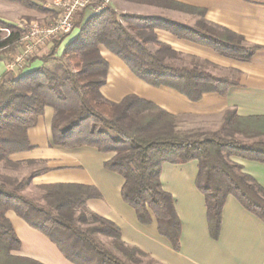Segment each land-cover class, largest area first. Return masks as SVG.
<instances>
[{"label":"trees","instance_id":"trees-1","mask_svg":"<svg viewBox=\"0 0 264 264\" xmlns=\"http://www.w3.org/2000/svg\"><path fill=\"white\" fill-rule=\"evenodd\" d=\"M11 1L36 6L33 0ZM143 1L195 12L199 19L190 27L159 16L117 12L109 5L76 23V36L64 45L59 56L56 51L64 36L54 40L48 51L31 57L45 65L1 81L0 162L9 163L11 154L31 148L27 129L36 125L49 106L54 110L51 144L66 148L89 145L100 152H113L104 167L123 177V200L134 208L139 222L148 224L155 219L158 233L168 239L174 250L179 249L180 221L171 195L160 185L159 172L165 162L197 160L195 184L204 196L212 238L218 237L228 195L264 222V188L229 160L237 156L264 163V139L243 142L237 138H251L247 118H239L233 109H227L217 131L178 133L175 116L153 102L128 94L115 103L100 93L108 69L99 52L100 45L122 60L137 78L153 87L172 88L193 101L206 92L225 95L237 84L234 78L205 70L206 65H211L207 60L185 55L160 42L156 29L240 61H248L259 48L225 27L208 23L202 9L173 0ZM0 27L11 30L7 37L0 36L1 52L11 49L21 33L3 21ZM174 57H187L189 64L175 66L168 61ZM32 175L21 180L4 177L0 182V264H43L13 254L20 240L6 217L9 210L43 233L74 264H140L144 260L156 264L137 247L125 244L113 222L86 206L88 198L100 195L95 187L76 183L39 185L44 201L39 205L18 193ZM97 236L109 238L120 255L99 243Z\"/></svg>","mask_w":264,"mask_h":264},{"label":"crops","instance_id":"crops-1","mask_svg":"<svg viewBox=\"0 0 264 264\" xmlns=\"http://www.w3.org/2000/svg\"><path fill=\"white\" fill-rule=\"evenodd\" d=\"M173 1L202 9L203 18L208 23L225 27L243 36L248 44L259 46L248 61H240L221 56L210 47L178 39L164 30H155L160 42L183 54L207 60L214 69L232 75L237 84L231 86L225 95L206 92L193 101L172 88L153 87L137 78L122 60L100 45L99 52L108 64L100 93L106 100L115 103L128 94H135L173 114L177 121L187 119L188 123H197L196 127L202 125L206 130H216L225 111L233 109L239 118L248 119L246 129L252 132L251 138L237 135L238 139L243 142L264 139V0ZM33 2L36 6L29 7L16 1L0 0V21L14 25L20 19L48 22L55 17L56 8L51 0ZM110 6L117 12L159 16L190 27L199 17L198 13L167 8L162 2L155 1L111 0ZM90 15L89 8L83 10L76 23ZM77 32L74 27L64 36L56 56ZM54 40L33 57L48 51ZM19 50L20 43L16 42L11 49L0 52V83L45 65L38 58L30 57L22 69L16 66L9 68L11 54ZM216 72L211 71L216 76L225 75ZM53 114L52 107L44 108L36 125L27 129L31 148L11 154L9 163L0 162V178L18 180L33 173L25 187L37 190L40 196L39 185L43 184L76 183L95 187L100 195L88 198L86 206L113 222L125 244L137 247L156 264H264V222L234 196L226 197L218 237H211L204 196L195 184L197 160L165 162L160 168L161 188L171 195L180 221L179 249L174 250L168 239L158 233L155 219L148 224L139 222L134 208L123 200V177L104 167V162L114 155L113 152H100L89 145L66 148L51 144ZM229 160L240 165L243 172L251 175L264 188L263 162L237 156H230ZM6 217L20 240V247L13 254L43 264H74L43 233L30 227L14 211H7Z\"/></svg>","mask_w":264,"mask_h":264},{"label":"built area","instance_id":"built-area-1","mask_svg":"<svg viewBox=\"0 0 264 264\" xmlns=\"http://www.w3.org/2000/svg\"><path fill=\"white\" fill-rule=\"evenodd\" d=\"M110 3L111 0H53L56 14L52 20L20 19L13 25L21 33L17 41L20 50L11 54L9 68L16 66L22 69L30 57L46 48L47 43L69 34L83 10L89 8L92 14H98ZM0 31L4 32L3 38L11 32L7 27L0 28Z\"/></svg>","mask_w":264,"mask_h":264},{"label":"rangeland","instance_id":"rangeland-1","mask_svg":"<svg viewBox=\"0 0 264 264\" xmlns=\"http://www.w3.org/2000/svg\"><path fill=\"white\" fill-rule=\"evenodd\" d=\"M53 0H51L52 3ZM120 12V11H118ZM183 12H186L183 11ZM141 15V14H138ZM199 19V17H197ZM197 19V20H198ZM3 28V27H0ZM78 29V28H77ZM4 35V32L0 31V36L2 37ZM149 48L154 49V46L152 44L148 45ZM185 54V53H184ZM187 55V54H185ZM170 63L174 64L175 66H186L189 64L188 62V58H180V57H174L173 59L168 60ZM49 66H51V63L48 64ZM205 70L209 71L211 73V71L216 72L217 74H225L222 76H226V77H230L232 78V75H228L227 72H223L220 69H214L215 67H213L212 65H206ZM216 70V71H215ZM219 76V75H218ZM195 123H188L187 119H183L181 121H175V130L178 133H186V132H209V131H217L219 129V127L216 130H206L203 128L202 125H200L199 127H196L198 124L196 123L195 125H193ZM2 171L1 165H0V172ZM4 177L0 178V182L2 181ZM22 178H19L18 180H21ZM8 189L11 188V184H6ZM19 194L25 196L26 198H29L31 200H33L34 202L38 203L39 205H44V201L42 200L40 194L38 193L37 190L33 189V188H29V187H23L22 189H20L18 191ZM97 241L99 243H101L103 246L107 247L108 249H111L113 252H116L118 255H120L116 250H114V248L112 247L111 243H110V239L104 236H97ZM132 264V263H129ZM140 264H149L146 262V260L143 261V263Z\"/></svg>","mask_w":264,"mask_h":264}]
</instances>
